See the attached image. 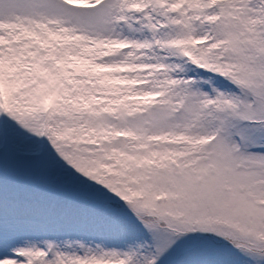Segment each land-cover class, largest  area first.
I'll return each mask as SVG.
<instances>
[{"label": "snow or ice", "instance_id": "6c2138e0", "mask_svg": "<svg viewBox=\"0 0 264 264\" xmlns=\"http://www.w3.org/2000/svg\"><path fill=\"white\" fill-rule=\"evenodd\" d=\"M0 264H264V0H0Z\"/></svg>", "mask_w": 264, "mask_h": 264}]
</instances>
